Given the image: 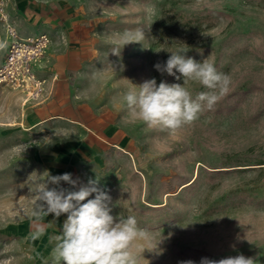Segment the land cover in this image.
Returning a JSON list of instances; mask_svg holds the SVG:
<instances>
[{
  "label": "rangeland",
  "instance_id": "374dc122",
  "mask_svg": "<svg viewBox=\"0 0 264 264\" xmlns=\"http://www.w3.org/2000/svg\"><path fill=\"white\" fill-rule=\"evenodd\" d=\"M84 4L94 22L95 51L83 86L95 104L116 110L124 139L92 165L79 162L80 182L98 180L110 197L111 214L137 219L146 233L135 242L138 264H200L203 257L237 255L264 264V0ZM137 29L144 39L114 55L113 41ZM181 49L227 74L228 92L212 110L205 108L193 123L174 131L133 119L123 95L145 80L181 84L193 98L208 91L155 69ZM13 109L11 100L5 111ZM55 137L36 139L49 144ZM19 138L11 126H0V264H55L50 237L60 234L66 215L39 221L33 216L35 189L46 179L45 171L38 157L32 178H26L29 158L14 147Z\"/></svg>",
  "mask_w": 264,
  "mask_h": 264
},
{
  "label": "crops",
  "instance_id": "0c3cea01",
  "mask_svg": "<svg viewBox=\"0 0 264 264\" xmlns=\"http://www.w3.org/2000/svg\"><path fill=\"white\" fill-rule=\"evenodd\" d=\"M84 5V0H6L8 20L21 36L46 33L51 37L37 69L46 79L40 101L24 103L21 91L0 84V126H11L20 137L14 147L26 151L29 158L30 174L26 178H32L31 167L38 165V157L45 178L47 172L53 176L71 173L79 178V162L92 165L106 151L123 144L124 132L117 123L116 110L95 104L83 86L85 68L95 51L94 22ZM9 42L5 23L0 20V66ZM11 100L14 109L8 113L5 110ZM39 134L56 137L49 144H39Z\"/></svg>",
  "mask_w": 264,
  "mask_h": 264
},
{
  "label": "clouds",
  "instance_id": "9594fccd",
  "mask_svg": "<svg viewBox=\"0 0 264 264\" xmlns=\"http://www.w3.org/2000/svg\"><path fill=\"white\" fill-rule=\"evenodd\" d=\"M143 39L142 29L125 31L113 41L112 53L118 56L123 46ZM187 51L172 53L164 64H155V69L177 80L183 77L184 84L198 82L208 91L193 98L181 84L161 81L157 85L155 78L145 80L123 95L124 106L133 119L148 127L174 131L193 123L205 108L212 110L228 92V75L218 72L208 59L197 62L186 57ZM61 182L70 187H62ZM98 183L90 179L83 184L79 178L73 179L71 173L53 176L47 172L46 179L35 189L37 210L33 216L38 221L49 214L56 218L66 215L60 234L50 237L55 264H138L140 249L135 242L146 233L138 227L134 216L117 218L111 214L110 197ZM93 193L95 197L89 199ZM178 264H195V261L182 260ZM200 264H254V259L244 255L219 260L203 257Z\"/></svg>",
  "mask_w": 264,
  "mask_h": 264
},
{
  "label": "built area",
  "instance_id": "2783aa9c",
  "mask_svg": "<svg viewBox=\"0 0 264 264\" xmlns=\"http://www.w3.org/2000/svg\"><path fill=\"white\" fill-rule=\"evenodd\" d=\"M0 20L5 23L10 39L5 60L0 66V84L21 91L24 103L38 102L45 92L46 79L37 69L51 44V37L46 33L21 36L8 20L6 0H0Z\"/></svg>",
  "mask_w": 264,
  "mask_h": 264
}]
</instances>
